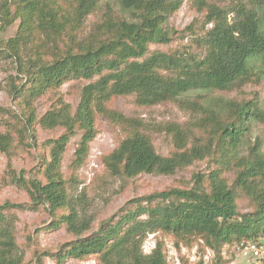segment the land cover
<instances>
[{
	"label": "trees",
	"instance_id": "obj_1",
	"mask_svg": "<svg viewBox=\"0 0 264 264\" xmlns=\"http://www.w3.org/2000/svg\"><path fill=\"white\" fill-rule=\"evenodd\" d=\"M99 1L0 2V31L21 18L13 37L0 38V57H12L26 79L10 89L21 108L20 115L14 113V123L34 136L36 125L63 128L58 137L46 142L49 152L38 167L42 175L36 171L29 179L14 177L28 184L33 206L45 205L54 217L47 229L66 225L74 235L57 252L39 253V261L43 264L44 255L54 264L95 256L100 264H170L163 237L149 254L142 250L149 234L161 233L184 243L204 240L214 252L212 264H229L227 246L264 234V150L260 138L252 136L264 109L255 98L214 92L241 90L264 73V0H192L204 25L212 23L203 37L195 39L201 54L182 44L169 50L151 48L175 40L177 31L168 22L185 0H118L119 10L107 3L86 32L87 19L99 8ZM70 80L86 81L77 107L59 97L53 108L39 116L34 102ZM120 96H133L144 107L177 102L194 115L185 123L152 126L113 108L112 102ZM99 116L125 132L103 160L113 175L124 179L144 173L172 175L208 159L215 167L194 173L187 185L130 199L84 236L91 220L83 217L78 200L69 194L62 163L69 142L79 135L71 166L86 164L99 131ZM152 130L172 136L174 147L169 154L157 151ZM12 142L11 132H0V151L9 153ZM229 172L231 178L226 176ZM241 197L249 200L250 211H241ZM21 206L0 203V264H25L7 214Z\"/></svg>",
	"mask_w": 264,
	"mask_h": 264
},
{
	"label": "rangeland",
	"instance_id": "obj_2",
	"mask_svg": "<svg viewBox=\"0 0 264 264\" xmlns=\"http://www.w3.org/2000/svg\"><path fill=\"white\" fill-rule=\"evenodd\" d=\"M107 3L119 10L118 0H100L99 8L87 19L86 32H89L100 19ZM12 11L13 13L16 12L15 6H13ZM202 20L201 13L192 6V0H185L181 8L170 17L168 22V27L177 31V34L174 35L175 40L167 45L152 44L151 48L153 50H169V48H176L182 44L188 46L190 52L201 54L202 50L195 39L203 37L206 31L212 27V23L204 25ZM20 22L21 18L17 17L8 28L0 31V38L9 39L13 37L18 31ZM0 23H2L1 13ZM193 23L192 30L195 29V32L192 30L186 31V27L193 25ZM25 82L26 79L19 73L14 59L7 56L0 57V132H11L13 134V147L10 152L0 151V203L10 201L22 205L7 211L8 216L12 219L19 252L23 253L25 264H41L38 258L39 253L57 252L67 242L72 241L74 235L66 225L54 230L47 229L54 217L45 205L37 204L33 206L27 188L28 184L23 185V182H18L14 178L29 179L32 175H35L36 171L41 176L38 167L42 157L49 152L46 149V142L50 138L58 137L63 132L61 127L48 129L36 125L34 136L33 131L20 128L19 124L14 123V113L20 115L21 108L10 89L13 84ZM85 83L86 81L70 80L64 83L56 92L48 91L43 94L34 102L37 114L41 116L48 109L53 108L59 97L70 103L73 108H76L80 101V87ZM214 94L239 99L255 98L254 101L258 100L260 106L264 109V73L259 74L255 80L248 83L241 90L230 93L214 92ZM111 105L127 116L144 119L152 126L171 121L185 123L194 115V113L182 109L177 102L146 107L138 106L133 96H120ZM197 114L201 115L202 111L199 110ZM97 127L99 131L91 143L86 164L75 169L71 166L80 139L79 135L74 136L69 142L62 163V171L67 179L66 186L69 194L74 200H78V209L82 211L83 217L91 220V228L84 236L96 231L101 221L119 212L120 208L130 199L171 186L187 185L191 182L194 173L207 172L208 168L215 167L213 160L208 159L178 169L172 175L144 173L136 178H121L111 174L106 169L103 160L117 146L119 137L124 136L125 132L102 116L97 118ZM150 135L160 154L167 155L172 151L174 144L171 135L162 130H152ZM252 136L253 139L260 138L264 150V118L255 122ZM226 176L231 178L233 173L229 172ZM238 203L241 211L251 210L248 199L241 197L238 199ZM66 211L68 212V210ZM162 237L167 245L170 264H182L184 261H186V264L213 263L214 252L205 245L204 240H200V243L194 242L196 240L184 243L171 235H162L161 233L149 234L143 242V252L149 254L157 239H162ZM233 246H227L226 248L227 259L230 262L235 258L237 260L236 264H263V259H250L248 255L243 253L234 254L232 251ZM42 261L43 264H54V259L48 255H44ZM66 264H100V262L97 257L90 256L84 260L69 258Z\"/></svg>",
	"mask_w": 264,
	"mask_h": 264
},
{
	"label": "built area",
	"instance_id": "obj_3",
	"mask_svg": "<svg viewBox=\"0 0 264 264\" xmlns=\"http://www.w3.org/2000/svg\"><path fill=\"white\" fill-rule=\"evenodd\" d=\"M232 251L234 254L239 255L243 253L248 255L250 259H263L264 258V234L258 237L256 240L243 241L233 246ZM235 258H233L230 264H236Z\"/></svg>",
	"mask_w": 264,
	"mask_h": 264
}]
</instances>
